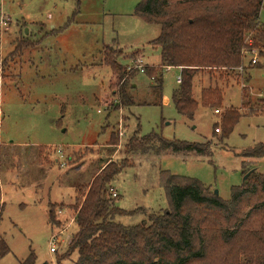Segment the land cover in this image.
Instances as JSON below:
<instances>
[{"label": "rangeland", "instance_id": "obj_1", "mask_svg": "<svg viewBox=\"0 0 264 264\" xmlns=\"http://www.w3.org/2000/svg\"><path fill=\"white\" fill-rule=\"evenodd\" d=\"M78 1L0 0V19H9L7 30L0 34V142L25 147L41 162L35 158L36 169L28 173L32 177H21L18 164L28 163L26 156L19 162L15 155L4 156L0 146V241L8 249L0 264H24L30 254L34 264H54L56 256L64 255L76 233L70 223L71 206L81 200L76 188L87 184L107 161L127 164L111 184L118 196L110 199L127 213L135 211L115 218L123 226L144 223L148 213L168 209L160 171L198 180L223 201L229 200L231 188L240 186L248 173L264 175V157L240 156L264 144V52L259 57L257 49L247 45L258 63L250 65V57L245 56L243 71H229L223 79L219 74L196 75L194 100L199 103L202 87H218L222 105L218 114L199 105L189 121L171 101L179 69L163 71L161 97L152 92L153 81L146 74L128 70L141 56L145 70L160 63L159 49L151 45L160 29L134 15L140 0ZM259 21L264 25L263 7ZM18 44L27 47L11 56ZM108 50L127 74L135 72L132 78H124L131 107L120 106L119 89L109 84L111 73L103 62ZM228 109L240 117L219 141L214 127L221 128V116ZM152 132L167 140L209 143L208 155L125 153V144L134 135ZM111 135L116 144L105 148ZM73 150L77 152L67 162ZM10 164L16 168L14 175ZM48 200L57 225L48 220ZM57 210L65 211L66 219L60 220ZM60 230L57 251L50 254L49 239Z\"/></svg>", "mask_w": 264, "mask_h": 264}, {"label": "trees", "instance_id": "obj_2", "mask_svg": "<svg viewBox=\"0 0 264 264\" xmlns=\"http://www.w3.org/2000/svg\"><path fill=\"white\" fill-rule=\"evenodd\" d=\"M261 2L140 0L134 15L160 29L159 36L151 42L159 49V66L144 71L153 81L152 92L161 97L164 69L177 68L181 81L171 97L176 112L189 121L199 105L219 112L222 91L218 87H202L198 103L192 95L193 78L206 73L211 77L219 74V79H223L229 71H236L242 66L241 53L247 49V42L257 49L259 57L263 55ZM22 47L27 45L18 44L11 56L19 54ZM107 52L104 51L103 62L111 73L109 84L118 87L120 106L131 107L133 100L124 78H132L135 72L127 74L116 63L112 51ZM119 82L122 84L117 86ZM239 117L233 110L224 111L221 128L214 127L219 141L228 136ZM115 144L111 135L108 145ZM125 145L126 154L153 151L195 156H207L210 146L167 140L154 132L138 138L134 135ZM240 156L262 158L264 144L254 145ZM126 167V161H107L89 185L78 189L81 200L71 206L76 233L65 254L55 257L54 264H264V175L252 171L240 186L231 188L229 200L223 201L198 180L160 171L168 209L148 213L144 223L123 226L115 218L135 211L127 213L115 207L106 193ZM49 207L48 220L57 225L54 210ZM7 252L0 241V257ZM74 254L77 257L72 260ZM34 262V255L30 254L24 264Z\"/></svg>", "mask_w": 264, "mask_h": 264}, {"label": "built area", "instance_id": "obj_3", "mask_svg": "<svg viewBox=\"0 0 264 264\" xmlns=\"http://www.w3.org/2000/svg\"><path fill=\"white\" fill-rule=\"evenodd\" d=\"M262 7L264 8V0H262V2H261V8ZM8 24H9V19L8 18L2 17L0 19V34H2L4 31L7 30ZM247 45H248V47H250V43L249 42H247ZM254 53L255 52L249 51V49H244L241 54L243 55V57H245V56H249L250 57V61H249L250 65H256L258 63V58H257V56ZM146 68H147V66L143 64L142 58L138 57V58L135 59V62L133 63V65L130 68H128V70L134 69L137 72L144 74V71H145ZM169 69H170V67H166L164 70H169ZM236 71L242 72L243 71V67L240 66L239 68L236 69ZM180 81H181V79H180V76H179L177 78V80H176V83L180 84ZM215 113L218 114L219 112L215 111ZM121 114H122V110H119V115H121ZM215 133H219V131L215 130ZM117 134H118V137L120 139L124 136L123 135V130H122V125L120 123H119L118 129H117ZM106 194H107V198H109V199H114V198H117V196H118V194L113 189V187H109ZM61 212H62L61 210H57L56 214L59 215V214H61ZM70 223L74 224V218H72L70 220ZM62 233H63V231L60 230L59 232L51 235V237L49 239V253L50 254H55L56 253L57 245H59L58 238L61 236L60 234H62Z\"/></svg>", "mask_w": 264, "mask_h": 264}, {"label": "crops", "instance_id": "obj_4", "mask_svg": "<svg viewBox=\"0 0 264 264\" xmlns=\"http://www.w3.org/2000/svg\"><path fill=\"white\" fill-rule=\"evenodd\" d=\"M142 57V56H141ZM134 87H137V84H135V85H133ZM108 144V143H107ZM0 146L1 147H4L3 149H4V153H3V155L5 156V155H15V159H17V160H19V162H22V158H23V160H25V156H26V159H28V163H19L18 165L20 166V169H23L22 170V172H21V177H24L25 175L27 176V177H32L31 175H28V173H29V170L30 171H35V169H36V165L34 164L35 163V158H36V160L39 162V163H41L38 159V154H37V156L36 157H34L33 156V154H31L30 155V153L28 152V151H26V149H25V147H19V146H16L13 142H10L8 145L6 144V145H4V144H2V142H0ZM107 147H110L109 145H106L105 146V148H107ZM21 148H23V149H21ZM25 149V150H24ZM74 152H77V151H75V150H73V151H71L70 153H69V155H68V158H67V162H72V157L73 156H75L74 155ZM38 153V152H37ZM167 153H169V152H167ZM2 155V156H3ZM82 159V158H81ZM80 159V160H81ZM254 159V158H253ZM18 165H17V167H18ZM105 164L104 163H102L101 164V166H100V169L104 166ZM9 168H11L14 172H12L13 174L12 175H14L16 172H15V169L16 168H12V165L10 164L9 165ZM98 171H99V169H98ZM0 173H1V162H0ZM97 175V172L93 175V177L94 176H96ZM15 177H17V175H15ZM93 177H91L90 179H89V182L87 183V184H82L81 186H79V187H77V185H76V192H77V194H78V189L79 188H84V187H86L87 185H89L90 184V182L92 181V179H93ZM78 182H76V184H77ZM86 185V186H85ZM71 201V200H70ZM50 204H52L49 200H48V206H50ZM53 204H55V203H53ZM63 204V203H62ZM61 204V205H62ZM48 206H47V210H48ZM64 209L66 210V206L64 207ZM63 209V210H64ZM48 212H49V210H48ZM63 212H64V214H63ZM63 212H61V214H60V220H64V219H66V217L64 216L66 213H65V211H63ZM74 225V224H73Z\"/></svg>", "mask_w": 264, "mask_h": 264}, {"label": "water", "instance_id": "obj_5", "mask_svg": "<svg viewBox=\"0 0 264 264\" xmlns=\"http://www.w3.org/2000/svg\"><path fill=\"white\" fill-rule=\"evenodd\" d=\"M249 175H250V173H248L247 175H245L244 180H245ZM244 180H243V181H244ZM214 194L217 195V192L215 191Z\"/></svg>", "mask_w": 264, "mask_h": 264}]
</instances>
